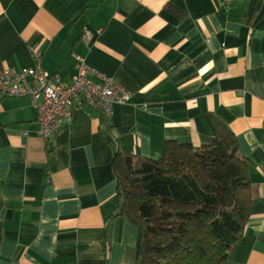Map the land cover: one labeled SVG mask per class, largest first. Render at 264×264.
<instances>
[{
    "label": "crops",
    "instance_id": "0c3cea01",
    "mask_svg": "<svg viewBox=\"0 0 264 264\" xmlns=\"http://www.w3.org/2000/svg\"><path fill=\"white\" fill-rule=\"evenodd\" d=\"M32 49L62 82L81 57L130 99L106 122L76 111L47 144L30 99L0 96V264H134L138 231L114 218V154L199 148L210 118L235 136L250 182L225 264H264V0H0V70L33 68Z\"/></svg>",
    "mask_w": 264,
    "mask_h": 264
},
{
    "label": "trees",
    "instance_id": "16d2710c",
    "mask_svg": "<svg viewBox=\"0 0 264 264\" xmlns=\"http://www.w3.org/2000/svg\"><path fill=\"white\" fill-rule=\"evenodd\" d=\"M210 119L215 135L199 148L168 141L156 159L114 154V218L138 231L134 264H225L242 238L251 217L247 161L229 129Z\"/></svg>",
    "mask_w": 264,
    "mask_h": 264
},
{
    "label": "built area",
    "instance_id": "2783aa9c",
    "mask_svg": "<svg viewBox=\"0 0 264 264\" xmlns=\"http://www.w3.org/2000/svg\"><path fill=\"white\" fill-rule=\"evenodd\" d=\"M82 40L92 39L84 31ZM35 61L33 68L0 70V96L9 99L29 98L37 113V136L44 143H52L55 133L79 110L97 111L103 121H109L116 103H127L130 94L113 79L99 73L75 57V74L70 83L61 81L57 74H48L40 67V53L30 51Z\"/></svg>",
    "mask_w": 264,
    "mask_h": 264
}]
</instances>
